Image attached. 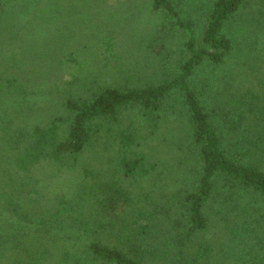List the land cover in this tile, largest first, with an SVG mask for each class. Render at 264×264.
<instances>
[{
    "label": "trees",
    "instance_id": "16d2710c",
    "mask_svg": "<svg viewBox=\"0 0 264 264\" xmlns=\"http://www.w3.org/2000/svg\"><path fill=\"white\" fill-rule=\"evenodd\" d=\"M259 2L0 0V264H264Z\"/></svg>",
    "mask_w": 264,
    "mask_h": 264
},
{
    "label": "rangeland",
    "instance_id": "374dc122",
    "mask_svg": "<svg viewBox=\"0 0 264 264\" xmlns=\"http://www.w3.org/2000/svg\"><path fill=\"white\" fill-rule=\"evenodd\" d=\"M109 1L111 2V0ZM259 3V0H248L246 9L242 11L243 14L241 16L235 17L228 25V34L234 42V50L231 58L229 59L231 61V66L241 64L242 61L251 58L252 54L248 53V50L250 44L254 41L253 33L258 31V23L256 25H252L251 19L248 20L246 16L248 13L250 14L251 11L253 12V10H255ZM87 54L90 56H94V54H91L90 51H88L86 55ZM103 57H101L100 60H103ZM62 179L66 178L62 177Z\"/></svg>",
    "mask_w": 264,
    "mask_h": 264
}]
</instances>
